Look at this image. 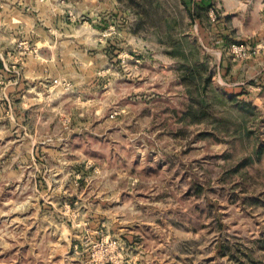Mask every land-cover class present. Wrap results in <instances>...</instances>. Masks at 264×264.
<instances>
[{
    "label": "rangeland",
    "instance_id": "374dc122",
    "mask_svg": "<svg viewBox=\"0 0 264 264\" xmlns=\"http://www.w3.org/2000/svg\"><path fill=\"white\" fill-rule=\"evenodd\" d=\"M213 1L0 0V264H264V0Z\"/></svg>",
    "mask_w": 264,
    "mask_h": 264
},
{
    "label": "crops",
    "instance_id": "0c3cea01",
    "mask_svg": "<svg viewBox=\"0 0 264 264\" xmlns=\"http://www.w3.org/2000/svg\"><path fill=\"white\" fill-rule=\"evenodd\" d=\"M212 4H214V1L213 0H209Z\"/></svg>",
    "mask_w": 264,
    "mask_h": 264
},
{
    "label": "built area",
    "instance_id": "2783aa9c",
    "mask_svg": "<svg viewBox=\"0 0 264 264\" xmlns=\"http://www.w3.org/2000/svg\"><path fill=\"white\" fill-rule=\"evenodd\" d=\"M241 50V49H240Z\"/></svg>",
    "mask_w": 264,
    "mask_h": 264
}]
</instances>
